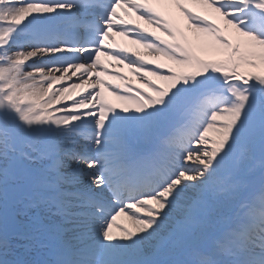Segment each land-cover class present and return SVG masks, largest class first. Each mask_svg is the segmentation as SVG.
<instances>
[{
  "label": "snow or ice",
  "instance_id": "obj_1",
  "mask_svg": "<svg viewBox=\"0 0 264 264\" xmlns=\"http://www.w3.org/2000/svg\"><path fill=\"white\" fill-rule=\"evenodd\" d=\"M0 264H264V0H0Z\"/></svg>",
  "mask_w": 264,
  "mask_h": 264
},
{
  "label": "bare ground",
  "instance_id": "obj_2",
  "mask_svg": "<svg viewBox=\"0 0 264 264\" xmlns=\"http://www.w3.org/2000/svg\"><path fill=\"white\" fill-rule=\"evenodd\" d=\"M141 26L146 27L147 25L141 24ZM129 48L135 50V46L129 45ZM141 51H143V50H141ZM114 71H123L125 74H127V70L126 69H117V68H115ZM114 83H118V82H114ZM133 83H135V81H133ZM113 102L114 103H118V102H115V101H113ZM192 166H195V165H192ZM117 223L120 224L121 226L129 227L128 222L124 218H122V217L121 218H118ZM113 232L116 235H119L120 234L115 228L113 229Z\"/></svg>",
  "mask_w": 264,
  "mask_h": 264
}]
</instances>
